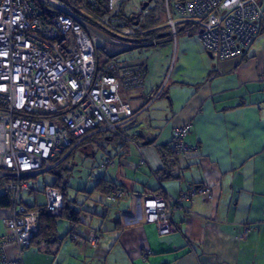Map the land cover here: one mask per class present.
I'll return each mask as SVG.
<instances>
[{
    "label": "crops",
    "instance_id": "1",
    "mask_svg": "<svg viewBox=\"0 0 264 264\" xmlns=\"http://www.w3.org/2000/svg\"><path fill=\"white\" fill-rule=\"evenodd\" d=\"M257 3L264 12V0ZM108 40L135 51L129 58L107 56L99 68L113 62L143 73L141 87L119 92L123 108L119 135L94 136L118 142L108 154L102 152V162L110 164L97 184L107 180L126 196L101 204L93 217L82 207H70L76 213L74 226L66 216H51L57 241L37 238L21 251V263L264 264V19L248 50L223 60L210 57L197 34L183 26L175 37L166 30L158 32L151 47L161 48L155 54H143L138 48L148 47L133 46L121 37ZM103 44L101 39L98 49ZM160 87V95L152 101ZM188 122L192 127L185 143L192 150L164 153L173 129ZM91 146L89 142L83 148ZM142 158L144 166L139 165ZM202 187L210 188L211 194H196L185 209L172 212L174 232L159 235L143 222L144 190L177 197ZM41 188L23 194V202L43 206ZM1 189L0 195L6 192L0 182ZM9 212L0 208V238ZM245 227L248 234L242 238ZM73 229L84 236L97 234L100 244L78 246L69 237ZM6 255L16 259V248L8 247Z\"/></svg>",
    "mask_w": 264,
    "mask_h": 264
},
{
    "label": "built area",
    "instance_id": "2",
    "mask_svg": "<svg viewBox=\"0 0 264 264\" xmlns=\"http://www.w3.org/2000/svg\"><path fill=\"white\" fill-rule=\"evenodd\" d=\"M129 1L105 0V14L96 16L92 13L96 1L89 0L83 11L111 34L134 36L136 29L119 16ZM156 1L166 13L171 36H176L180 26H192L206 52L218 60L243 55L264 19L257 0ZM98 32L64 0H0V182H6L12 202L0 238V264H22L21 251L30 246L38 232L40 210L61 216L62 193L50 185L41 188L43 206L32 210L23 202V194L39 191L34 178L52 170L94 135H119L123 121L119 92L142 85L143 73L138 68L113 62L103 70L98 68ZM261 79L264 85V69ZM191 127L188 122L173 129L169 142L173 152L192 150L185 143ZM109 164L107 160L104 163ZM139 165H145L143 158ZM196 194L210 195L211 189L191 188L177 197L144 190L143 222L159 235L174 232L172 212L185 209V203ZM125 196L123 189L111 184L104 199L116 203ZM247 234L245 227L240 237ZM69 237L80 247L100 244L93 232L84 236L73 229ZM11 246L17 251L14 260L6 255Z\"/></svg>",
    "mask_w": 264,
    "mask_h": 264
},
{
    "label": "rangeland",
    "instance_id": "3",
    "mask_svg": "<svg viewBox=\"0 0 264 264\" xmlns=\"http://www.w3.org/2000/svg\"><path fill=\"white\" fill-rule=\"evenodd\" d=\"M148 1L149 3L146 9L141 11V3H147ZM124 13L128 17L139 15V25L133 26L136 31L141 32L142 29L145 32L148 29H156L160 33L164 32L165 30L169 32L166 21V13L162 8L161 3L156 0H130L129 3L125 4ZM98 34L104 42L100 49L96 50L97 55L95 56L98 65H102L106 58H108L107 56L121 55L129 58L135 51V49L110 42L108 39H110L114 34H104L102 32H98ZM193 34L196 35L197 31L195 30ZM121 38L124 39L123 37ZM128 39L130 40L129 42L132 43L130 44L133 46L137 42V40L133 37H129ZM121 41L122 40H119L118 42ZM160 48V46H155L142 49L138 48V50H141V52L144 51L143 54H155ZM102 137L103 135L93 138L90 141L92 144L90 148H83L84 146H81L75 149L70 158L63 164L65 168L56 169L54 172L55 175L45 173L34 178L37 182V186L42 187L44 183L51 185L55 181H58V176L61 177L63 181L62 188L65 189L68 205L74 209H76V207H82L87 210L89 214H91V217H93L97 211V208L100 209V205H104V203H106L105 199H102V194L99 192V190H95L98 180L104 176V173L108 167H103L104 162L101 160L103 155L102 152L108 154V152L113 150L115 145L118 143L115 140L108 141L107 143L103 142L104 140ZM96 142L102 144V146L105 148V151L99 150ZM3 190L4 189H1L0 193H2ZM23 196L24 195H22V197ZM38 197L40 201L43 200L42 196ZM95 199L98 201H93ZM63 211L65 210L63 209ZM64 220L65 219H63V221Z\"/></svg>",
    "mask_w": 264,
    "mask_h": 264
},
{
    "label": "trees",
    "instance_id": "4",
    "mask_svg": "<svg viewBox=\"0 0 264 264\" xmlns=\"http://www.w3.org/2000/svg\"><path fill=\"white\" fill-rule=\"evenodd\" d=\"M96 1V5L94 7H92V13L96 16H100L105 14L106 12V6H105V0H95ZM65 4L70 8V10L75 13L78 16H81L82 18H84L85 20H87L89 22V24H92L93 26L97 27L98 30H100L102 33L104 34H111L110 31L106 30L105 28H102L101 26H99L96 22V20L93 17H89L84 11L83 8L85 6H87L89 4V0H64ZM143 5V3H141V6ZM90 8V7H89ZM124 9H125V5L121 7L120 11H119V16L124 17L125 20L127 21L128 25L134 26V19L131 21L130 16L128 17L125 13H124ZM135 16V15H134ZM138 19V25H139V15L137 16ZM137 25V26H138ZM183 28H189V30L193 33L195 32V30H193L194 28L190 25H187ZM112 35V34H111ZM158 36V31L156 29H148L147 31H143L141 29V32L137 31V34L134 36H129V37H133L137 40V42L135 43V45H144L146 47H151L154 46L153 42L154 40L157 38ZM113 37L118 38V36L113 35ZM129 37H123L125 41L129 42L130 40L128 39ZM122 39V38H121ZM97 55V52H96ZM101 67V65H98V68ZM101 69V68H99ZM98 135V134H97ZM95 136V135H94ZM91 137L90 139H87L86 141L83 142V144L81 146H84L86 144H88L93 138ZM162 151H164V153H169L172 155H176L178 153L173 152L170 147L169 144L167 147H163ZM73 153V152H72ZM71 153V154H72ZM71 154H69L63 161H61L60 164H58L57 166H55L52 170H50L49 172H47L48 174L51 175H55V170L56 169H63L65 168L63 166V164L70 158ZM102 182H99L95 188V190H99V192L104 196L107 192H108V186L107 180L102 179ZM3 184V186L5 187V181L1 182ZM62 179L61 177L58 176V181H55L53 184H51L50 186L58 189L61 191L62 196H63V209L65 211H63L62 209V213L61 216H66L71 222L72 225L74 226V222H77V218H76V213L72 211V209L70 208V206L68 205V202L66 200V192L65 189L62 188ZM47 185V184H45ZM113 185V184H112ZM115 187H119L116 185H113ZM6 188V187H5ZM120 188V187H119ZM12 205L11 202V198H10V193L9 191L6 189V192H4L3 194L0 195V208H9ZM29 207V206H27ZM41 207V206H40ZM30 209L34 210L38 207H29ZM38 221H39V226H38V232L34 235V237L31 240L30 246L33 245V242L35 240H37V238H42L45 239V241L47 243H54L57 241V236H56V220L54 218H52L50 215H47L45 210H40L38 213ZM71 232V231H70ZM70 234V233H69ZM30 246L28 248H30ZM26 248V249H28Z\"/></svg>",
    "mask_w": 264,
    "mask_h": 264
},
{
    "label": "water",
    "instance_id": "5",
    "mask_svg": "<svg viewBox=\"0 0 264 264\" xmlns=\"http://www.w3.org/2000/svg\"><path fill=\"white\" fill-rule=\"evenodd\" d=\"M148 3H149V1H148L147 3H143V5L141 6V11H143V10L146 9V7L148 6ZM133 19H134V23H133V25H134V26H137V25H138V19H137V16L130 17V20H131V21H132ZM208 55L211 57L210 54H208ZM144 144H146V143H144Z\"/></svg>",
    "mask_w": 264,
    "mask_h": 264
}]
</instances>
